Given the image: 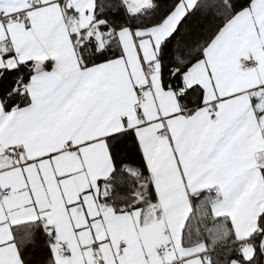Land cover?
<instances>
[{
	"label": "snow or ice",
	"instance_id": "obj_1",
	"mask_svg": "<svg viewBox=\"0 0 264 264\" xmlns=\"http://www.w3.org/2000/svg\"><path fill=\"white\" fill-rule=\"evenodd\" d=\"M0 264H264V0H0Z\"/></svg>",
	"mask_w": 264,
	"mask_h": 264
}]
</instances>
